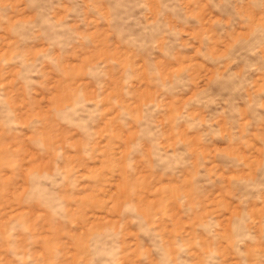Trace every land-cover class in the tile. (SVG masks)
<instances>
[{"label": "rangeland", "instance_id": "obj_1", "mask_svg": "<svg viewBox=\"0 0 264 264\" xmlns=\"http://www.w3.org/2000/svg\"><path fill=\"white\" fill-rule=\"evenodd\" d=\"M0 264H264V0H0Z\"/></svg>", "mask_w": 264, "mask_h": 264}]
</instances>
